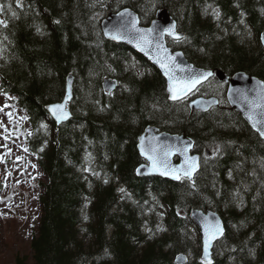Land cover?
<instances>
[{"label": "trees", "instance_id": "16d2710c", "mask_svg": "<svg viewBox=\"0 0 264 264\" xmlns=\"http://www.w3.org/2000/svg\"><path fill=\"white\" fill-rule=\"evenodd\" d=\"M0 4L8 25L0 26V94L12 96L27 117L30 131L21 126L17 134L47 176L30 252L15 253L14 264H177L183 253L192 255L184 264H203L191 208L214 209L224 219L213 264H264V140L228 105L203 112L170 101L162 74L101 29L102 19L123 7L135 9L143 24L155 15L145 10L150 5L167 9L186 34L170 45L190 61L264 80V0ZM70 74L73 117L58 126L47 106L65 97ZM107 77L118 81L111 93L103 87ZM148 125L191 135L196 151L216 148L195 187L136 174L144 161L137 141Z\"/></svg>", "mask_w": 264, "mask_h": 264}, {"label": "water", "instance_id": "95a60500", "mask_svg": "<svg viewBox=\"0 0 264 264\" xmlns=\"http://www.w3.org/2000/svg\"><path fill=\"white\" fill-rule=\"evenodd\" d=\"M125 10L131 12L132 15L131 16H128V15L121 16V13H124ZM133 17L137 18L138 20L136 27L142 28V29L152 28L154 30L152 33L153 47L150 50L141 51L139 48L136 47L135 41L129 42V39H122V40L111 39V35L115 34V31L117 28H120L122 25H128L130 27V22ZM171 24L176 25L175 30L183 39L186 35L185 32L179 30L177 20L167 9H158L155 13L154 18L151 20L149 24L146 25L142 23L141 17L135 9L131 7H124L117 12H113L105 16L101 21V29L103 31L104 36L107 39L117 42V43L125 44L129 46L130 48H132L133 50H135L140 55H142L149 63H151L162 74V76L166 80V85H167L168 83L167 77L165 76L164 71L160 68L159 64L155 62V60L153 59V56L157 52V49L155 48V43H156V40L160 38L161 30L169 27ZM168 38H172V37L168 35H164L162 37V42L164 44V47L168 49V53L170 55L176 56V63L180 64L186 69L190 67L192 70L191 73H177V74L178 75H191L192 73L212 72L213 75L209 77L207 80L203 81V84L208 82L212 77H216L217 80H219L220 82L227 83L228 87H227L226 95H227V100L230 106L236 111H238L239 113H241V115L246 120V122L252 127L251 123L247 120V116H246L248 105L241 98L240 93L241 92L246 93L250 99L253 98L256 94V90L258 86L264 83V80L246 71H237L234 74L230 75V74H227L221 68L220 69H210V68L200 67L196 65L194 62L190 61V59L186 56L185 52L182 49H174L169 44ZM262 38H264V32H262L260 35L261 43L264 46V39ZM74 79L75 78L73 74H70L67 77L65 97L68 94V89L70 86L71 98L68 99L66 103H65V97H64L61 101L53 102L47 106L48 112L50 113L51 117L55 120L58 126H61V124L68 122L73 117V112L69 104L72 101L73 96H74V89H75ZM103 87L107 92L111 93L118 87V81L116 79L107 77L103 81ZM193 93L188 94L186 98V99H190L189 106L193 110L205 112V111L210 110L213 107H217L220 105V99L219 97L215 95H212V96L197 95L192 98ZM168 97H169V93H168ZM210 101H216V103L209 104ZM196 102H199V103H196ZM56 104H65V110L68 113L67 119L57 121L56 118L52 115L50 111V107ZM259 127L264 128V125H260ZM252 129L255 130L259 134V132L256 129H254L253 127ZM141 138H143V141L146 147H149L150 145L156 144V143L171 145L175 151L173 155L168 157V161H169V164L173 167H180L181 165L185 164L186 157L198 158L199 167H198V170L194 173L193 179L195 178L197 173L200 171L201 154L195 151V140L187 133H171V132L164 131V130L160 131L157 126L148 125L145 128L144 132L138 137L137 149L139 153H140L139 144L141 142ZM262 139L264 140V138ZM185 148L188 149L186 153L184 152ZM208 153H211V151L208 150ZM141 157H143L144 162L139 164L138 167L136 168V174L139 177H160V178H165V179H169L173 181H178V180L173 179L171 176H164V175H161L159 172L151 171L150 161H148L145 156L141 155ZM189 216L191 220L195 223L197 228L199 229L201 240H202L201 258L202 260H204L203 248H204V239H205V235H204L205 225L215 224L217 221H219L220 225L224 229V235H225L226 226H225L224 219L222 218L221 214L218 211L214 209H209V208L207 209L191 208L189 212ZM224 235L212 241V244L209 248V252H210L209 258L211 259L212 264L214 263L215 244L217 241L221 240L224 237ZM187 261H188V256L184 253L180 254L176 258L177 264H184Z\"/></svg>", "mask_w": 264, "mask_h": 264}, {"label": "rangeland", "instance_id": "374dc122", "mask_svg": "<svg viewBox=\"0 0 264 264\" xmlns=\"http://www.w3.org/2000/svg\"><path fill=\"white\" fill-rule=\"evenodd\" d=\"M145 10L156 12L157 8L150 5ZM169 41L176 43L172 39ZM134 61L136 66L144 70L148 68L142 60L135 58ZM149 70L152 71L150 67ZM225 91V84L217 79H212L203 85L198 93L213 92L220 96ZM12 101V96L0 94V109H3L0 111V125H2L0 126V157H3V160L0 161L1 264H14L15 253L19 251L22 254L30 252L29 241L33 229L37 228L41 215V205L38 201V196L43 190L41 181H47V176L38 167L35 157L23 150L26 147V142L24 137L17 134V128L25 126L27 132L30 131V128L24 112ZM8 113L12 114L11 120H9ZM6 136L7 139H5ZM18 156L23 159L17 160ZM193 237L197 241L201 255L202 243L198 242V239L201 241L200 232L196 231ZM189 257L192 258V255Z\"/></svg>", "mask_w": 264, "mask_h": 264}, {"label": "snow or ice", "instance_id": "6c2138e0", "mask_svg": "<svg viewBox=\"0 0 264 264\" xmlns=\"http://www.w3.org/2000/svg\"><path fill=\"white\" fill-rule=\"evenodd\" d=\"M18 7H22V0H16ZM5 11V6L0 4V13ZM7 11L11 12L13 18H18L17 13L12 10L11 4L7 6ZM128 15L131 16V12L125 10L124 13H121V16ZM214 15L219 18V12H214ZM138 23L137 18L133 17L130 22V27L128 25H122L120 28H117L115 34L111 35L113 40H122L129 39V42L135 41L136 47L141 51L150 50L153 47V38L152 33L153 29H142L136 27ZM0 26L7 27V22L5 20H0ZM123 29V30H122ZM176 25L171 24L169 27L162 29L160 32V38L156 40L155 48L157 49L156 54L153 56V59L160 68L164 71L165 76L167 77V92L169 93V99L173 102L181 101L187 98L188 94L193 92H199L200 87L203 85V81L207 80L213 75L212 72H202V73H192L191 75H178L177 73H191V68H185L180 64L176 63V56L170 55L168 49L164 47L162 42V37L164 35L171 36L174 41L179 42L182 37L176 32ZM108 34V33H106ZM264 39V38H262ZM70 84V82H69ZM241 98L247 103L248 109L246 112L247 120L251 123L252 127L259 132V135L264 138V128L259 127L264 125V83L260 84L256 90V94L253 98H249L246 93H240ZM71 98V88L69 86L68 94L65 97V103L68 99ZM235 102V101H233ZM199 103V102H196ZM216 103V101H210L209 104ZM8 107V105H5ZM3 109H0L2 111ZM52 115L56 118L57 121L67 119L68 113L65 110V104H56L50 107ZM9 120L12 119V114L8 113ZM27 119V117H25ZM2 126V125H0ZM43 126V125H42ZM8 137L6 136L5 139ZM6 147V145H5ZM25 152L28 151L27 148L23 149ZM43 151V149H40ZM140 154L145 156L148 161H150V170L153 172H159L164 176H171L175 180L186 179L192 182V186L195 187V180L193 179L194 173L198 170V158L191 157L185 158V164L180 167H173L169 164L168 157L173 155L174 149L171 145L165 144H152L149 147H146L141 138L139 144ZM187 148L184 149V152H187ZM11 150L9 149V152ZM17 160H22L23 157H17ZM3 160V157H0V161ZM35 167V165H33ZM10 175V173H9ZM123 191V189H121ZM204 260L203 264H212L210 257L209 248L212 244V241L218 237L224 235V229L220 225L219 221L215 224H206L204 231Z\"/></svg>", "mask_w": 264, "mask_h": 264}, {"label": "flooded vegetation", "instance_id": "af4514ba", "mask_svg": "<svg viewBox=\"0 0 264 264\" xmlns=\"http://www.w3.org/2000/svg\"><path fill=\"white\" fill-rule=\"evenodd\" d=\"M225 86H226V90H227V86L228 85L225 84ZM204 94H207V96L214 95L213 92H210V93L207 92V93H204ZM219 98H220V105L218 107H221V106H224V105H228L229 106L228 101H227L226 91H225V93L223 95H220ZM200 154H201V156H202L203 159H205V156L209 157V156L212 155V153H208V150L207 149H205L203 151L201 150Z\"/></svg>", "mask_w": 264, "mask_h": 264}, {"label": "bare ground", "instance_id": "6f19581e", "mask_svg": "<svg viewBox=\"0 0 264 264\" xmlns=\"http://www.w3.org/2000/svg\"><path fill=\"white\" fill-rule=\"evenodd\" d=\"M173 181V180H172ZM191 210V209H190Z\"/></svg>", "mask_w": 264, "mask_h": 264}]
</instances>
